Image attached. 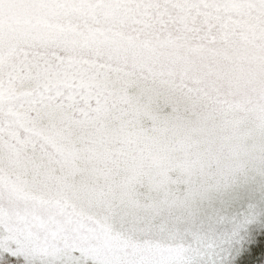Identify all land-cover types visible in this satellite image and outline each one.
<instances>
[{"label": "snow or ice", "instance_id": "obj_1", "mask_svg": "<svg viewBox=\"0 0 264 264\" xmlns=\"http://www.w3.org/2000/svg\"><path fill=\"white\" fill-rule=\"evenodd\" d=\"M0 264H264V0H0Z\"/></svg>", "mask_w": 264, "mask_h": 264}]
</instances>
